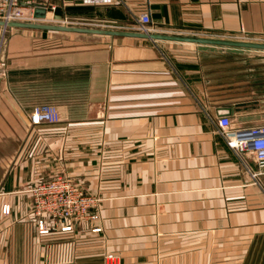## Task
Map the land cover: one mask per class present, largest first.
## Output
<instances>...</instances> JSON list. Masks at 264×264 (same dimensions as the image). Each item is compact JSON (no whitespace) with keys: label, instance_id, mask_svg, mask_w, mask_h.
I'll use <instances>...</instances> for the list:
<instances>
[{"label":"crops","instance_id":"1","mask_svg":"<svg viewBox=\"0 0 264 264\" xmlns=\"http://www.w3.org/2000/svg\"><path fill=\"white\" fill-rule=\"evenodd\" d=\"M62 20L264 43V0H33ZM35 22H38L35 21ZM0 27V264H264V175L234 132L264 125V50ZM53 105L56 124H34ZM232 129L217 125L221 117ZM57 177L99 219H46L30 189ZM10 213L4 214V206ZM96 229H99L96 231Z\"/></svg>","mask_w":264,"mask_h":264},{"label":"built area","instance_id":"2","mask_svg":"<svg viewBox=\"0 0 264 264\" xmlns=\"http://www.w3.org/2000/svg\"><path fill=\"white\" fill-rule=\"evenodd\" d=\"M85 6L103 4L119 5L121 0H81ZM34 7L31 0H0V20L10 21H37L33 16ZM61 24H73L62 20ZM77 25L83 23H75ZM85 25V24H84ZM9 29L3 28V37ZM139 31L143 33H154L151 26V16L144 13L139 17ZM34 124L60 122V113L53 105L45 104L35 107L30 116ZM217 125L223 131L232 129V121L228 117H221ZM230 148L239 156L251 153L255 157L256 171H250V177L256 180L264 175V125H260L248 131L234 132L233 141L229 142ZM30 192L32 194L31 211L38 218V230L40 234L49 233L50 229L46 219L54 222H67L66 228H72L73 224L99 219L101 197L87 193L73 179L68 177H57L34 185ZM4 214L10 213V206L3 208ZM99 229H96V231ZM104 264H120V257L108 254L104 257Z\"/></svg>","mask_w":264,"mask_h":264},{"label":"water","instance_id":"3","mask_svg":"<svg viewBox=\"0 0 264 264\" xmlns=\"http://www.w3.org/2000/svg\"><path fill=\"white\" fill-rule=\"evenodd\" d=\"M33 0H31L32 2ZM33 16L38 22L34 21H10L5 22L0 20V27L5 29H36V30H47V31H59L69 33H80V34H92V35H104L111 37H142L151 40H162V41H174L182 43H194V44H209L223 47H236V48H249L264 50V43H255L248 41L229 40V39H212L195 36H185L179 34L169 33H140L135 31L118 30L105 27H85V26H73L61 24L62 16H54L55 23H43L47 18V9L34 4ZM1 83V79H0Z\"/></svg>","mask_w":264,"mask_h":264},{"label":"rangeland","instance_id":"4","mask_svg":"<svg viewBox=\"0 0 264 264\" xmlns=\"http://www.w3.org/2000/svg\"><path fill=\"white\" fill-rule=\"evenodd\" d=\"M67 25H73V26H85V27H96V26H93V25L88 26V25H86V24H85V25H84V24H83V25H81V24L77 25V24H75V23H73V24H67ZM7 33H8V32H6V34H5V36H4L5 39H6V35H7Z\"/></svg>","mask_w":264,"mask_h":264}]
</instances>
